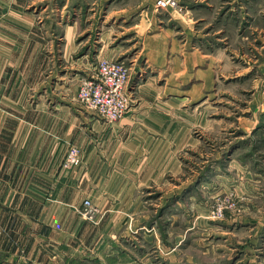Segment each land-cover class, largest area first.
Here are the masks:
<instances>
[{
	"label": "crops",
	"instance_id": "1",
	"mask_svg": "<svg viewBox=\"0 0 264 264\" xmlns=\"http://www.w3.org/2000/svg\"><path fill=\"white\" fill-rule=\"evenodd\" d=\"M151 1L120 34L106 26L90 41L69 22L54 55L44 51L54 39L44 41L32 21L23 25L19 5L0 17L1 43L13 44L0 48V56L13 55L0 57V264H264V222L226 217L216 232L200 217L207 208L185 201L181 181H168L166 173L180 167L181 121L172 103L191 97L211 67L171 28L189 21L160 16ZM205 1L188 5L193 19ZM257 22L264 23V0H257ZM22 26L31 33L24 45L11 36ZM128 36L135 39L129 108L108 123L77 100L79 79L93 74L101 57L119 54ZM19 49L28 54L25 64ZM263 49L259 27V69ZM72 144L80 163L61 168Z\"/></svg>",
	"mask_w": 264,
	"mask_h": 264
},
{
	"label": "rangeland",
	"instance_id": "2",
	"mask_svg": "<svg viewBox=\"0 0 264 264\" xmlns=\"http://www.w3.org/2000/svg\"><path fill=\"white\" fill-rule=\"evenodd\" d=\"M13 1L0 0V17L9 14L8 8L19 5L23 25L32 21L38 26L32 30L44 36V41L54 39L44 47L46 54L50 51L54 55L53 49L61 44L60 34L69 22L76 20L79 36L90 34V41L106 26L111 34H120V29L138 20L140 10L151 0ZM152 2L151 8L160 16L166 18L170 12L185 23L189 21L186 27L172 24L171 28L185 44L183 47L198 50L211 67L209 75H201L204 81L190 91L191 97L183 96L181 101L172 103L181 121V145L176 150L180 167L176 172L166 173L168 178L172 176L168 181H181L183 197L187 196L185 201L207 208L200 217L211 221L216 232L223 228L220 221L226 217L250 216L251 222H264V69L258 68L261 64L257 67V28H264V23L257 22V0H208L209 5L207 1L200 5L204 8L196 12L195 19L194 11L188 6L197 4L194 0H175V4L164 8L156 6V0ZM187 31L194 33L187 37ZM26 35L31 38L24 26L19 35L11 34L23 45ZM122 38L120 53L106 58L121 59L129 67L135 39ZM1 42L0 39V48L13 45L11 41ZM20 51L15 55L25 64L28 54L24 56ZM0 57L13 61L12 54ZM202 66L204 62L197 67ZM41 78L42 75L39 81ZM129 81L130 67L127 84ZM177 124L176 121V127ZM189 193L194 194L193 199ZM85 207V214L91 210L92 214L86 215L93 219L91 201ZM217 207H221V214L214 216L212 212Z\"/></svg>",
	"mask_w": 264,
	"mask_h": 264
},
{
	"label": "built area",
	"instance_id": "3",
	"mask_svg": "<svg viewBox=\"0 0 264 264\" xmlns=\"http://www.w3.org/2000/svg\"><path fill=\"white\" fill-rule=\"evenodd\" d=\"M156 6L164 8L175 4V0H156ZM129 67L121 59L102 57L98 59L96 68L90 76L79 79L77 100L88 111L94 112L107 122L121 118L129 104L127 81ZM81 151L77 146L70 145L64 153L60 167L67 169L80 163ZM85 206L90 205L89 199H84ZM221 207L213 210L214 216L221 214ZM91 215L92 211H87Z\"/></svg>",
	"mask_w": 264,
	"mask_h": 264
}]
</instances>
